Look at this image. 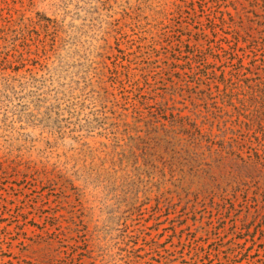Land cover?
I'll list each match as a JSON object with an SVG mask.
<instances>
[{
    "label": "rangeland",
    "instance_id": "obj_1",
    "mask_svg": "<svg viewBox=\"0 0 264 264\" xmlns=\"http://www.w3.org/2000/svg\"><path fill=\"white\" fill-rule=\"evenodd\" d=\"M230 43L244 64L264 45V0H0V263L64 264L72 207L89 241L77 264H264L255 188L235 194L207 162L105 159L130 149L142 67L151 101L205 112L215 84L175 61L184 47L228 78Z\"/></svg>",
    "mask_w": 264,
    "mask_h": 264
},
{
    "label": "trees",
    "instance_id": "obj_2",
    "mask_svg": "<svg viewBox=\"0 0 264 264\" xmlns=\"http://www.w3.org/2000/svg\"><path fill=\"white\" fill-rule=\"evenodd\" d=\"M222 23L228 24L225 19H222ZM26 28V23L21 26L23 31ZM19 31L22 30L12 31L15 40L19 39ZM238 44L230 43L228 49L220 48L230 61L228 78L226 70H221V76L218 77V70L202 60L203 54L197 56L184 47L179 50L178 61L183 62V65L175 61L177 68L181 67L184 71V67L189 66V74L195 81L215 84L217 94L212 97L213 104L208 103V108L212 105L213 109L207 108L205 112L195 108L185 114V110L175 109L168 102L151 101L145 93V87L151 85L145 74L148 67H142L141 76L145 82L142 83L141 79L135 82L137 95L130 98L135 111V123L132 125L135 136L131 139L130 149L106 154L105 159H132V162L136 161L135 164L138 159H173L183 167L192 164L191 161L198 166L207 162L204 166L208 168L207 171H218L222 178H227L226 188H234L235 194L247 191L250 187L255 188L252 200L262 197L264 203V45L262 43L253 48L255 55L244 64ZM14 64L21 65L18 61ZM151 64L149 62L148 66ZM209 91L213 96V89ZM208 97L207 101L210 102ZM96 153L90 151L89 156L101 159ZM136 177L141 179V175ZM40 182L50 186L58 183L56 178L48 174ZM227 190L224 188L225 192ZM70 208L66 210L69 219L66 232L61 234V241L66 243L62 248L71 250L64 264H77L76 257L88 253L84 247L88 246L89 241L82 219ZM38 210L43 209L41 207ZM58 218L57 214H52L51 219L58 221ZM244 228L247 230L245 225ZM60 260L53 251H49L41 260L31 258L15 263L9 259L0 264H34V261L36 264H61Z\"/></svg>",
    "mask_w": 264,
    "mask_h": 264
}]
</instances>
